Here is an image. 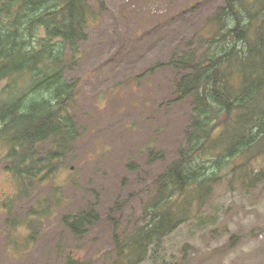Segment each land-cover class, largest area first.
<instances>
[{
    "label": "rangeland",
    "instance_id": "rangeland-1",
    "mask_svg": "<svg viewBox=\"0 0 264 264\" xmlns=\"http://www.w3.org/2000/svg\"><path fill=\"white\" fill-rule=\"evenodd\" d=\"M103 1L62 72L76 91L66 106L76 129L71 148L50 159L52 141L35 146L40 164L27 178L11 170V144L0 139V200L7 201L0 264H120L114 235L127 243L151 229L156 181L188 147L193 101L177 100L178 72L168 64L223 46L221 37L211 40L225 0ZM257 153L198 158V180L216 174V182L190 197L185 222L146 245L138 264H264V152ZM81 212L99 222L74 236L63 218Z\"/></svg>",
    "mask_w": 264,
    "mask_h": 264
},
{
    "label": "trees",
    "instance_id": "trees-1",
    "mask_svg": "<svg viewBox=\"0 0 264 264\" xmlns=\"http://www.w3.org/2000/svg\"><path fill=\"white\" fill-rule=\"evenodd\" d=\"M95 9L103 12L104 1L0 0V82L7 84L0 92V139L11 144L8 156L16 175L31 178L37 172L40 162L32 159L33 151L44 141L55 145L50 159L71 148L76 129L66 106L76 91L63 82L62 72L86 43ZM212 20L217 34L211 42L221 37L223 46L168 64L178 72L177 100L193 101V128L187 149L156 181L154 225L137 231L127 243L114 235L120 264L140 263L146 245L185 222L190 197L216 182V174L198 180V158L211 151L214 159L232 161L264 152V0H225ZM98 222L93 212L63 218L74 236Z\"/></svg>",
    "mask_w": 264,
    "mask_h": 264
},
{
    "label": "flooded vegetation",
    "instance_id": "flooded-vegetation-1",
    "mask_svg": "<svg viewBox=\"0 0 264 264\" xmlns=\"http://www.w3.org/2000/svg\"><path fill=\"white\" fill-rule=\"evenodd\" d=\"M6 203H7V201L0 200V207H3V206H5V205H6Z\"/></svg>",
    "mask_w": 264,
    "mask_h": 264
}]
</instances>
